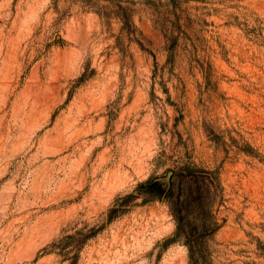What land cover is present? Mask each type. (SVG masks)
Returning <instances> with one entry per match:
<instances>
[{
  "label": "rangeland",
  "instance_id": "rangeland-1",
  "mask_svg": "<svg viewBox=\"0 0 264 264\" xmlns=\"http://www.w3.org/2000/svg\"><path fill=\"white\" fill-rule=\"evenodd\" d=\"M185 167L210 264H264V0H0V264H189L167 201L109 214Z\"/></svg>",
  "mask_w": 264,
  "mask_h": 264
},
{
  "label": "trees",
  "instance_id": "trees-1",
  "mask_svg": "<svg viewBox=\"0 0 264 264\" xmlns=\"http://www.w3.org/2000/svg\"><path fill=\"white\" fill-rule=\"evenodd\" d=\"M214 174L185 167L173 173L170 186L160 182L158 177H151L140 183L134 193L116 200L118 208L110 209V219L118 209L139 197H143L144 202L165 200L176 221V231L170 241L183 242L188 249L189 264H210L209 242L217 231L212 201L222 190ZM93 235L86 236L82 243Z\"/></svg>",
  "mask_w": 264,
  "mask_h": 264
},
{
  "label": "water",
  "instance_id": "water-1",
  "mask_svg": "<svg viewBox=\"0 0 264 264\" xmlns=\"http://www.w3.org/2000/svg\"><path fill=\"white\" fill-rule=\"evenodd\" d=\"M172 176H173V173L170 172L169 177H168V184H167L168 186L171 185Z\"/></svg>",
  "mask_w": 264,
  "mask_h": 264
}]
</instances>
